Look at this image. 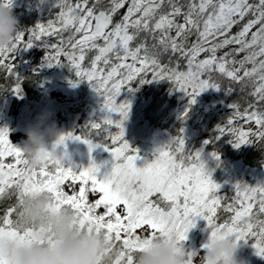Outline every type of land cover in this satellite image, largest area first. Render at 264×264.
<instances>
[{
  "label": "snow or ice",
  "instance_id": "snow-or-ice-1",
  "mask_svg": "<svg viewBox=\"0 0 264 264\" xmlns=\"http://www.w3.org/2000/svg\"><path fill=\"white\" fill-rule=\"evenodd\" d=\"M55 3L60 9L56 20L49 19L46 23L37 20L28 29L27 39H24V31L18 30L10 45L0 46V66L14 75L16 82L12 89L18 91L20 84L13 72V53L18 48L32 45L34 38L43 37L46 33L56 35L65 29H74L67 37L70 50L65 51V38L61 36L57 44L44 45L55 51H45L43 60L48 64H63L60 60L62 53L70 66L76 69L77 79L71 82L86 79L102 96L103 115L89 119L88 123L97 130V135L103 132L107 136L101 141L69 130L61 132L53 145L63 144L65 137H75L84 140L90 152L96 144H101L111 153V166L98 176L99 166L89 155V162L78 167L66 164L62 158L47 156L38 167H29L21 148L10 141L8 129L0 127V199L15 196L14 202L0 214V235L8 234L21 242L33 239L32 234L39 226L22 223L17 217L24 195L44 190L50 194L51 206L71 208L78 226L103 235L106 241L103 251L109 257V264H133L136 251L142 247V234L137 229L147 228L146 235H151L171 228L178 240H184L197 215L206 221L210 237L232 235L235 241L251 237L257 253L264 255V182L234 181L232 187L237 196L228 204L221 205L218 183L205 169L199 150L190 152L185 149L182 135L158 146L152 159L138 165L137 150L124 138L121 123L127 115L129 101L116 100L121 86H130L129 82L136 78L143 82L145 79L137 74L148 68L152 69V78L165 77L175 87L183 89L189 101L208 85L220 87L217 82L203 76L204 72L213 69L237 82L254 78L253 94L257 100H264V0H258V3H249V0H199V3H189L187 11L176 0H170L168 10L159 13L157 10L162 6V0H127L126 11L115 23L112 22L113 13L125 0H110L109 8L99 11L95 5H89L88 0H55ZM249 14L251 18L243 22L238 31L226 35L234 24ZM181 15L182 22L176 19ZM197 16L203 17L202 25ZM256 24L259 27L251 31V38H248L247 33ZM193 27L198 39L192 42L191 47H185L184 38ZM140 31L152 32L159 52L154 50L156 44L152 45V51L143 41L132 45ZM212 34L223 36V39L208 44L207 39ZM229 42L239 44L233 51H244L239 60H227L229 53L216 56V49ZM87 49L95 51L90 68L81 65ZM169 50L187 58L185 69L176 67L166 71L169 65L161 63L159 56ZM205 50L209 54L200 59L198 53ZM249 61L251 68L246 66ZM100 62L105 66L111 64L106 73ZM230 64H239L240 67H230ZM231 107L236 111L226 123L216 125L217 135L231 134L234 146L251 142L249 137L252 135L264 137V110L249 105L241 113L237 104L233 103ZM111 112L119 113V118L114 119ZM235 116L254 121L257 129L229 127ZM112 125L117 129L115 132L111 130ZM108 138L111 144L107 142ZM65 183L68 190L63 186ZM77 183L78 188L75 186ZM90 192L94 198H89ZM101 206L103 211L99 210ZM219 207L231 214L217 222L215 216ZM196 254L189 250V264H193ZM0 264L4 261L0 260Z\"/></svg>",
  "mask_w": 264,
  "mask_h": 264
},
{
  "label": "trees",
  "instance_id": "trees-1",
  "mask_svg": "<svg viewBox=\"0 0 264 264\" xmlns=\"http://www.w3.org/2000/svg\"><path fill=\"white\" fill-rule=\"evenodd\" d=\"M191 2L198 3L197 0H176V3L181 5L185 11H187L188 5ZM249 2L258 3V0H249ZM88 3L89 5H95L96 10L99 11L102 8H109L110 0H88ZM169 3L170 0H162V6L157 10V13L166 12ZM12 8L18 19L19 30L24 31V39H27L28 29L33 27L37 20L44 23L49 19L56 20V13L60 11L55 0H46V2L39 4L37 0H20L18 3L13 2ZM126 9L127 0L113 13L112 22L115 23V21L119 20ZM246 16L241 18L237 24H234L229 33L238 31L243 22H245L242 19L246 18ZM176 19L182 22L183 16H177ZM197 19L202 25L201 16H197ZM70 31H74V29H65L56 35L46 33L43 37L34 38L32 45L27 48H18L13 53V72L19 78L20 84L18 91L12 89V85L16 82L14 75L7 68L0 66V100L9 103V112L14 117L12 119L13 123L21 107H30L36 114L44 110L46 102L55 93V87H53L52 91L48 89L53 84H60L62 80L63 82H68L70 79H77L75 75L76 69L70 66L67 57L63 56L62 53L60 60L63 64H48L43 60L45 51H55L53 48H45L44 45L46 43L57 44L61 36L65 38L63 41L66 45L65 51L70 50L67 40ZM229 33L226 35H229ZM172 34H175L174 30ZM222 37L213 35L207 39V43L218 42ZM184 39L185 47H191L192 42L198 39L196 29L193 27L190 32L186 33ZM142 41L149 45L150 51L153 50L152 45L156 44L151 31H140L131 43L135 46V44ZM237 47H239V44L235 42L221 45L216 49V56L219 57L224 53H229V56L226 57L227 60H239L245 53L243 51L238 53L233 51ZM154 50L159 52L158 44H156ZM207 54L209 53L205 50L198 53V56L200 59H203ZM94 55L95 51L93 49H87L85 58L81 61L82 67L90 68V62ZM159 59L161 63L169 65L166 71H170L176 67L183 70L187 67V58L180 55L179 52L169 50L160 53ZM248 64L250 62H247V67ZM229 66L240 67L239 64H230ZM100 67L104 68L106 73L111 64L105 66L103 62H100ZM121 71H126V69H122ZM152 75L151 68L138 73L137 76L145 80L140 82L139 78L133 79L129 82L130 86H121L116 96L120 100L129 101L127 115L121 123L123 124V128L127 125V129L129 130L128 133H126L127 130L124 131V138L130 145L136 148L137 153L142 154V150L139 149L143 140L152 141L155 138H162L161 144L157 143L160 146L164 144V141L167 143L172 137L177 135L183 136L184 147L187 151L199 150V153L205 159H207V155L210 156V153H218V155H213V160H206L204 167L206 170H211L209 175L219 183L218 195L221 197V205L228 204L237 196L235 188L232 187L234 181L243 180L249 184H254V180L257 177H264V137L252 135L249 137L251 142H243L234 146L232 135L227 132L217 135L218 130L216 128L217 124L226 123L228 117L232 116L236 111V109L231 107L233 103L239 106L241 113L249 105H254L258 110H264V100H257L252 91L255 84L254 78L248 77L237 82L218 69L206 71L203 73V76L217 82L220 86L219 88H214L211 85L206 86V88L213 90L215 96H212L211 92L199 91L189 101L188 94L183 89L175 87L172 81L165 77L154 79ZM75 84L79 86L78 102H74L64 109H51L48 118L54 119L62 132L71 130L74 133H81L86 136L90 135L92 139L104 141L107 133L102 132L100 135H97V130L92 128L88 123L89 119L99 118V116L93 115L90 110V107L92 108L91 95L88 89H92L93 87H90L91 85L86 79H80ZM225 89H230V91H225ZM189 91H191L190 88ZM98 96L101 95L98 93L94 95V97ZM116 114L118 115L116 118H119V113ZM127 118L130 120H127ZM243 120H245L243 116H235L233 124H229L228 126L243 127ZM110 127H112L111 130L113 132L117 130L115 125ZM257 127L254 122V126L251 129H257ZM75 139L78 138L65 137V140L68 142ZM78 140L84 147L88 146L84 140ZM107 142L112 143L110 138H108ZM95 146L104 150L102 155H106L108 152L101 144H96ZM173 147H175V144H173ZM99 158L100 156L96 158L97 163L101 161ZM233 167L236 168V174L234 172L230 173ZM238 173L241 175L240 178L237 176ZM97 175L99 176V172H97ZM14 200V195L10 198L5 197L4 199H0V214ZM230 214L228 210L219 207L215 219L217 222H220ZM194 226L191 232L186 233V238L183 242L185 245L190 244V247L197 249V245L194 244L202 243L201 241L208 235L209 228L203 217L199 218ZM253 230L255 231V229ZM241 240L243 241L241 253L245 256L249 248L254 246L251 237ZM248 258L251 259L250 261L253 264H264V255L257 253L249 255Z\"/></svg>",
  "mask_w": 264,
  "mask_h": 264
},
{
  "label": "clouds",
  "instance_id": "clouds-1",
  "mask_svg": "<svg viewBox=\"0 0 264 264\" xmlns=\"http://www.w3.org/2000/svg\"><path fill=\"white\" fill-rule=\"evenodd\" d=\"M44 2L37 0L38 4ZM12 4L13 0H0V46L10 45L19 30ZM61 132L54 119H49L44 112L37 113L25 125V135L19 145L26 165L38 167L46 156L62 158V144L53 145ZM50 199L44 190L24 195L17 219L26 224L35 223L39 228L33 232L30 242L0 235V260L4 264H109V257L103 251L106 247L103 235L78 226L71 208H55ZM141 242L133 264H189L190 249L199 254V264H241L236 255L237 241L230 235L210 237L208 234L202 242V251L186 246L171 228L142 234Z\"/></svg>",
  "mask_w": 264,
  "mask_h": 264
},
{
  "label": "rangeland",
  "instance_id": "rangeland-1",
  "mask_svg": "<svg viewBox=\"0 0 264 264\" xmlns=\"http://www.w3.org/2000/svg\"><path fill=\"white\" fill-rule=\"evenodd\" d=\"M19 1L20 0H13V2H16V3H18ZM197 2L199 3V0H197ZM208 10L210 11L211 9H208ZM250 18H251V15L249 14L246 16V18H244L242 20L246 21L247 19H250ZM201 19L203 21V17H201ZM258 27H259V24H256L253 26V28L247 33L248 38H251V31H254ZM230 34L231 33H229V35ZM213 35H215V34H212V36ZM222 39H223V37H222ZM128 59L130 60L131 58L129 57ZM257 59L259 60L260 57H258ZM137 67H139L138 61H137ZM248 67L249 68L252 67L251 62H250V64H248ZM75 75H76V70H75ZM71 81H72L71 79L68 82H63V80H62L60 82V84L56 83V84H53L52 87L48 88L49 91H52L53 87H55L56 89H55V93L50 96V98H49L50 100H48L46 102L45 107H44V110L46 111L45 114L47 115V117H48V115H50L51 109H58V108L64 109L65 107L72 105L74 102H78L79 86L76 85L75 83H72ZM90 87H92V86H90ZM190 90H191V88H190ZM88 91L91 95L90 99H91L92 108L90 107V110H91L93 115H97L100 117L101 115H103V112H104V109H102V107H101V103H102L103 98H102V96L94 97V95L97 94V92L95 91L94 88H92V89L90 88V89H88ZM200 92H208V93L211 92L212 96H215V93L213 92V90H210L206 87L202 88L200 90ZM116 100H117V102L121 101L119 98H116ZM44 110H41L40 112H45ZM116 113L117 112H111L110 115L115 119L118 116ZM11 115L12 114L9 112V103L4 101V100H0V127L7 128L8 129L7 134H8L10 141L19 146L22 138L25 135V133H24L25 125L35 118L36 113H34L33 109L30 107H27V106L21 107L18 111V114L16 116L14 123L12 122V119L14 117ZM127 120H130V119L127 118ZM253 126H254V122L247 121L246 119L243 120V127L252 128ZM126 130H127L126 133H128L129 130L127 129V125L124 126V131H126ZM161 139L155 138V139H153L154 141L153 140L152 141L143 140V143L140 145V149H139V150H142V154L138 153L137 158H136V163L138 165H142L146 159L150 160L153 158L154 151L158 147L157 143H160ZM164 143H166V141H164ZM61 147L63 148V151H64V155H63L62 159L66 164H71L74 167H78L81 164L88 163L89 162V155H91L92 159L95 161H96V158L100 156L99 159H101V161L99 163L96 162L99 166L98 171H97V172H99V175H102L111 166V153L108 151L106 153V155H102L104 150L100 147L94 146L91 149V151L89 152V147L88 146L84 147L78 139H75L71 142L64 140V143L61 145ZM193 151H195V150H193ZM212 157H213V154H211V153H210V156L209 155L206 156L207 159H205L200 154V159L203 161L204 165L206 164V160H208V161L210 159L213 160L214 158H212ZM9 159H10V157H9ZM209 167L212 168L211 166H209ZM207 171H208V173H211V170H207ZM233 172H234V174H236V168H234V167L232 168V171H230V173H233ZM237 176H238V178H240L241 175L238 173ZM211 179H213V178L211 177ZM214 181H216V180H214ZM257 182H264V177L263 176L257 177V179L254 180V183H257ZM218 185H219V183H218ZM63 186L66 188V190H68V184L67 183H65V185H63ZM75 186L78 188V186H79L78 183ZM89 198L90 199L94 198V194H92L90 192ZM99 210L103 211V207L101 206L99 208ZM201 217L202 216H198V215L195 217V223L189 227L187 232L192 231V229L195 227L194 225L197 223L198 219ZM137 231H139L141 234H146L148 229L147 228H141V229H137ZM230 237L234 238L232 235H230ZM203 241H201V242H203ZM242 243H243V241L241 239L237 240V249H236L237 257L240 258L241 264H253L250 261L251 259H249L248 257H249V255L257 254V251L254 249V247L251 246L249 248L248 252L245 253L246 255L244 256L241 253V244ZM201 244L195 243L194 245H197V249L202 251ZM186 246H190V244H188ZM199 260H200V256H199V254H196L193 257V264H199Z\"/></svg>",
  "mask_w": 264,
  "mask_h": 264
}]
</instances>
